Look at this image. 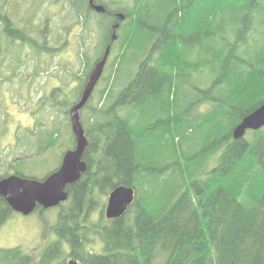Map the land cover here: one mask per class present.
<instances>
[{"label": "trees", "instance_id": "16d2710c", "mask_svg": "<svg viewBox=\"0 0 264 264\" xmlns=\"http://www.w3.org/2000/svg\"><path fill=\"white\" fill-rule=\"evenodd\" d=\"M51 1L66 4L63 18L82 26L83 72L69 69L79 85L68 93L67 85L54 90L58 99L49 97L45 105L63 108V115L80 102L112 26L121 24L105 73L81 111L88 171L68 186L58 224L48 229L69 246V258L82 264H264V128L234 137L243 118L264 104V38L251 36L255 22H264V0H98L110 14H98L89 0ZM28 3L0 0V82L20 80L33 92L50 73L43 61L56 55L62 34L49 21L35 25L37 7ZM21 9L24 26L14 20ZM102 19L112 21L109 28ZM95 26L100 35L90 56L86 31ZM12 50L13 67L7 65ZM28 56L36 63L24 76L19 70ZM203 68H215L216 78L190 99L182 90L184 76ZM206 100L215 108L203 115L198 107ZM65 132L63 147L75 148L71 126ZM123 185L136 190L135 200L123 217L107 221L108 197ZM101 203L96 223L90 210ZM13 213L0 197V228ZM88 228L102 232V255L89 251ZM61 253L51 246L39 260L60 264ZM0 264L33 260L20 248L1 249Z\"/></svg>", "mask_w": 264, "mask_h": 264}, {"label": "rangeland", "instance_id": "374dc122", "mask_svg": "<svg viewBox=\"0 0 264 264\" xmlns=\"http://www.w3.org/2000/svg\"><path fill=\"white\" fill-rule=\"evenodd\" d=\"M104 1L106 0H102V2ZM110 1L113 3L120 2V0ZM28 2L29 6L30 4H34V6L37 7V18H35L34 24L43 25L45 21H49V24L55 25V28H60L62 37L56 45L58 51L56 55L50 56V58L43 61L49 67L48 72L50 73L47 72L48 75L43 74L42 77L36 81L34 84V88H36L35 91L30 92V84L21 82L20 80H15L12 83L0 82V178L8 177L15 174V171H19L26 177L40 179V176L53 172L60 167V157L62 160L64 153L68 151L65 150L63 153L64 149L68 148L67 145L64 149L61 148H63L62 144L67 139L65 132L66 126H71V120L69 124L70 114L67 116L65 112L63 115V108L61 107H54L53 109L46 107L45 100L49 96H54L53 92L57 86L61 89L64 85H67L68 92L78 87L79 79L81 78L71 76L69 69L79 71L80 75L83 72V66L81 65L82 48L79 46L82 26L76 21H71L68 17L63 18L66 15L64 8H67V5L65 4L64 8L63 6L54 7L52 6L51 0H46L45 3H42V0H28ZM61 2H57L56 4H61ZM33 10L34 7L31 6L30 14L33 13ZM25 11L26 9H21V13L18 17L14 18L15 21L21 23L23 26L28 22ZM103 21L104 27L109 28L112 21ZM70 27L72 28L68 32L67 30ZM41 32H43V30H41ZM99 35L100 32L96 26L92 30L87 29L86 31L87 40L85 50H87L90 56L93 52L92 42H95L96 37ZM113 35L114 31L112 33V36ZM120 37L124 38V35H120ZM65 38H67L68 44H65ZM6 47L10 49L8 44H6ZM0 48L2 49V46H0ZM13 53L14 51L12 50L11 53L9 52V55ZM196 55L197 53L193 52L189 57L193 58ZM15 56L16 50L7 61L8 66H14L15 62H13V60L16 58ZM31 57L33 58L32 54ZM32 58H30V56L25 58L26 66H23V68L19 70L21 75L25 76L32 73L36 63V60L34 61V58ZM211 65L214 66L213 64ZM119 66L121 67V64ZM213 69H211V71L216 76L217 71L215 68ZM205 72L208 80L214 78L213 74L208 69ZM127 73H132V69H129ZM185 76L184 78H186V81L181 84L182 90L190 99L192 98L191 94H195L201 91V89L209 87L206 81L194 74L188 78L187 75ZM227 86L229 87V85ZM257 87H259V85H255L254 90H256ZM211 94L212 93H210V95ZM183 96H185V94H183ZM24 100H29V103H24ZM100 107H102V104ZM198 108L203 115H206L215 108V104L206 100V104ZM88 113V111L85 112V114ZM218 119L219 118H217V121ZM56 123L60 126V130L56 126ZM60 135L61 141L59 140ZM168 135L169 134L166 135V140L170 139ZM38 139L45 142V147H51L53 144V148L50 150L44 148L42 150L36 144ZM59 141L61 148L57 146ZM62 153L63 155L61 156ZM23 159L25 160L18 164V162ZM86 199H90V197ZM100 201H102V197H98V202ZM63 209L64 208L61 206L60 208L57 207L42 213L36 210L30 216L13 213L0 228V250L20 248L25 255H28L31 260H33V264H42L44 260L40 262L39 256L44 253L48 247L58 246L59 253L62 254L61 252L63 251V254H65V256H61V259L58 261L62 264L63 259L69 258L71 251L69 250V246H65V244L59 241L57 235L51 233V230L54 229L53 227L57 226V219L60 214L63 213ZM90 211L94 212L93 221L97 223L101 218L102 203L100 205H95L94 209ZM105 212L106 210H104V215ZM106 220L113 221L110 219ZM49 227L51 230L48 232ZM100 233L102 234L100 229L97 231L88 228L89 251L94 252L92 253L94 255H102L103 253L102 236ZM83 235L87 236L86 234H82V239ZM62 241L67 240L65 239ZM70 261L71 258L66 260V264ZM80 264L82 263L80 262Z\"/></svg>", "mask_w": 264, "mask_h": 264}, {"label": "water", "instance_id": "95a60500", "mask_svg": "<svg viewBox=\"0 0 264 264\" xmlns=\"http://www.w3.org/2000/svg\"><path fill=\"white\" fill-rule=\"evenodd\" d=\"M96 0H90V6L98 14L110 13L103 5L95 4ZM119 22L125 20L123 14L116 15ZM120 24L113 25L110 45L106 48L103 58L96 63L89 79L83 88L80 102L70 110L73 134L76 137V148L68 151L63 159L58 171L48 176L42 181L30 180L18 176H11L0 181V197L5 198L11 208L25 216L32 214L38 206L44 209L54 208L69 198L67 187L76 184L88 170V164L84 161V156L88 148L84 127L81 123L80 111L88 104L94 89L101 80L111 48L117 40L116 31ZM264 127V105L246 116L241 124L234 130L235 139L244 137L247 130H258ZM135 200V189L126 186L116 188L110 195L106 208L108 219H119ZM68 264H80L76 260H71Z\"/></svg>", "mask_w": 264, "mask_h": 264}, {"label": "bare ground", "instance_id": "6f19581e", "mask_svg": "<svg viewBox=\"0 0 264 264\" xmlns=\"http://www.w3.org/2000/svg\"><path fill=\"white\" fill-rule=\"evenodd\" d=\"M113 33V32H112ZM124 186V185H123ZM25 250V249H24ZM26 252V251H25Z\"/></svg>", "mask_w": 264, "mask_h": 264}, {"label": "flooded vegetation", "instance_id": "af4514ba", "mask_svg": "<svg viewBox=\"0 0 264 264\" xmlns=\"http://www.w3.org/2000/svg\"><path fill=\"white\" fill-rule=\"evenodd\" d=\"M9 177V176H8ZM3 179V178H2ZM1 180V179H0Z\"/></svg>", "mask_w": 264, "mask_h": 264}]
</instances>
